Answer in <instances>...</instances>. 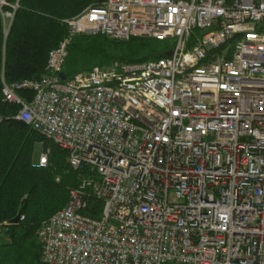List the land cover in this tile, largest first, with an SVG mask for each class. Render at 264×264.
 <instances>
[{
	"label": "built area",
	"instance_id": "2783aa9c",
	"mask_svg": "<svg viewBox=\"0 0 264 264\" xmlns=\"http://www.w3.org/2000/svg\"><path fill=\"white\" fill-rule=\"evenodd\" d=\"M66 24L45 74L2 88L14 119L81 174L37 232L42 262L264 264V0H106ZM77 35L167 42L171 55L62 81Z\"/></svg>",
	"mask_w": 264,
	"mask_h": 264
},
{
	"label": "trees",
	"instance_id": "16d2710c",
	"mask_svg": "<svg viewBox=\"0 0 264 264\" xmlns=\"http://www.w3.org/2000/svg\"><path fill=\"white\" fill-rule=\"evenodd\" d=\"M105 1L0 0L4 2L0 4V224L12 223L6 233L9 240L0 246V264H44L37 232L68 204L81 175L69 166L67 152L14 119L19 107L4 102L2 82L39 80L46 72L49 53L70 37L66 22ZM7 14L12 17L6 20ZM168 47L145 38L119 42L102 35H77L68 48L64 73L72 80L115 62L156 61ZM19 95L28 101L32 98L26 91ZM39 145L50 150L46 167L39 166ZM101 207L92 199L86 215L99 218ZM16 218L19 222L14 224Z\"/></svg>",
	"mask_w": 264,
	"mask_h": 264
},
{
	"label": "rangeland",
	"instance_id": "374dc122",
	"mask_svg": "<svg viewBox=\"0 0 264 264\" xmlns=\"http://www.w3.org/2000/svg\"><path fill=\"white\" fill-rule=\"evenodd\" d=\"M5 16H6L5 18H6V20H7V19H10V18H11L10 16H12V14H7V15H5ZM235 44H236V41H233V42H232V45H231L232 52H233V49H234V47H235ZM2 85H3V82H2ZM43 150H44V149H43L42 146L39 145V146L37 147V150H36V151H37V153H39V156H40V153H41ZM47 151H50V150H47ZM4 242H6V241H4Z\"/></svg>",
	"mask_w": 264,
	"mask_h": 264
},
{
	"label": "water",
	"instance_id": "95a60500",
	"mask_svg": "<svg viewBox=\"0 0 264 264\" xmlns=\"http://www.w3.org/2000/svg\"><path fill=\"white\" fill-rule=\"evenodd\" d=\"M170 55H171L170 52H167V53L164 54V56H166V57H169ZM60 78H61L62 81H66V80L68 79L65 73H62V74L60 75ZM13 223H14V224H17V223H18V218H16V219L13 221Z\"/></svg>",
	"mask_w": 264,
	"mask_h": 264
},
{
	"label": "bare ground",
	"instance_id": "6f19581e",
	"mask_svg": "<svg viewBox=\"0 0 264 264\" xmlns=\"http://www.w3.org/2000/svg\"><path fill=\"white\" fill-rule=\"evenodd\" d=\"M165 43H167V42H165ZM168 46H169V44H168ZM167 52H170V49H169V47H168V49H166L165 50V52L163 53V55H162V58H165L166 56H164V54L165 53H167ZM171 53V52H170ZM162 58H160V59H162ZM159 60V59H158ZM39 134V133H38ZM43 137V136H42ZM53 144V143H52ZM54 145V144H53ZM57 147V146H56ZM60 149V148H59ZM42 152H47V151H42ZM41 152V153H42ZM41 153H40V155H41ZM50 157V156H49ZM39 164H40V157H39ZM70 166V165H69ZM72 169V168H71ZM73 170V169H72ZM74 171V170H73ZM57 181H59L58 179H57ZM70 200V199H69ZM21 219V218H20ZM18 222H19V219H18ZM5 223H7V222H5ZM9 225H11L12 223H8ZM1 225V224H0ZM3 244V243H2Z\"/></svg>",
	"mask_w": 264,
	"mask_h": 264
}]
</instances>
